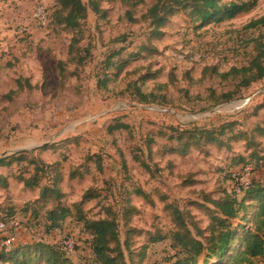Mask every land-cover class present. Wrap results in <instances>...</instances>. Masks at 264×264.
I'll list each match as a JSON object with an SVG mask.
<instances>
[{"label": "rangeland", "instance_id": "rangeland-1", "mask_svg": "<svg viewBox=\"0 0 264 264\" xmlns=\"http://www.w3.org/2000/svg\"><path fill=\"white\" fill-rule=\"evenodd\" d=\"M81 1L87 14L74 31L54 22L55 0H0V158L57 145L0 168L7 180L0 185V219L13 222L0 250L44 243L64 251L70 241L66 257L92 264L89 237L73 209L90 195L81 205L84 217L103 219L111 211L126 264H138L142 247V264H168L175 229L168 205L192 215L194 234L193 225L206 229L209 222L196 203L219 199L245 182L264 183V131L258 130L264 129V80L238 92L236 77H220L252 58L258 31L246 26L264 16V0H222L248 7L230 20L205 25L190 9L173 10L157 29L143 17L151 0L134 12V22L119 1L101 3L104 16L92 12L90 0ZM39 7L50 15L46 31L31 20ZM20 24L29 25L28 35H17ZM170 52L193 54L200 62L177 61ZM17 81L23 91L5 98ZM231 92L232 101L219 103ZM137 93L149 95L148 103ZM116 122L127 128L109 130ZM213 130L211 138L189 135ZM185 147V154L178 152ZM33 159L53 166L30 190L17 179L33 175ZM247 162L252 170L245 172ZM74 171L76 179H70ZM55 175L61 178L60 205L72 212L61 230L46 228L51 199L41 197ZM126 239L131 257L123 247ZM153 239L163 242L151 244Z\"/></svg>", "mask_w": 264, "mask_h": 264}, {"label": "trees", "instance_id": "trees-1", "mask_svg": "<svg viewBox=\"0 0 264 264\" xmlns=\"http://www.w3.org/2000/svg\"><path fill=\"white\" fill-rule=\"evenodd\" d=\"M116 1L125 4L129 8L125 16L129 21L134 22L136 21L134 12L148 0H90L89 7L96 15H100L102 12L104 16L105 11H102L100 4ZM151 2L154 3L147 9L143 17L148 18L151 26H154L155 29L164 24L167 14L173 10L190 9L194 20L205 25L210 22L220 23L230 20L246 11L248 7L246 3L233 1L223 3L222 0H151ZM86 14V6L81 0H55L53 20L57 25L74 31L78 30L85 20ZM48 21L50 25L49 13ZM246 29L258 31V36L252 41L254 43L252 58L247 65L240 68L233 67L228 72L220 74L223 79L236 77L238 92L242 88L249 89L252 84L264 80V16L250 22ZM83 61V58L78 59V64ZM58 64L62 68V63ZM112 65L113 63H108L107 68ZM16 86V89L11 90L10 95H6L5 98L11 99L13 95L23 91L24 85L20 81L16 82ZM26 88L31 89L29 85ZM137 94L140 96V102L148 103L149 95ZM221 98L219 103L230 102L234 99V93L222 94ZM261 108H264V105ZM120 128H127V126L116 122V125L109 127V130ZM258 130L264 131V129ZM194 132H189L191 139L198 137V135L203 138H211L215 131H199L196 134ZM179 136L177 141L183 139V134ZM54 146L57 147V145L44 146L39 151L53 149ZM39 151L31 150L30 152L38 153ZM186 151L187 147L184 151L180 149L178 152L185 154ZM30 152L21 151L11 154L9 157L0 158V168L4 169L16 163L26 162L27 159L23 156ZM171 153L175 152L171 150ZM261 160L259 161L261 163L260 167H263L264 161ZM28 162L34 168L33 175L29 178L21 177L17 180L25 188L32 190L39 187L40 175L44 174L45 169L47 168L50 171L53 165H45L42 160L36 159ZM251 163L243 164L242 168L248 167L251 169ZM75 173L78 172L74 171L70 174L71 176L69 175L70 179H76ZM82 175L79 174V177H82ZM55 176L57 177L52 180V185L41 188V197L45 202L51 199L52 209L46 212V228L61 230L62 223L67 216H72V212L69 208L60 205V199L63 197L59 187L61 178L58 175ZM6 184V177L0 175V185L5 186ZM140 195L144 198L148 197L142 192ZM91 199H93L92 196L84 195L81 202L73 205V209L75 210L76 221L81 224L83 232L87 233L89 237L88 243L92 254V264H126L118 233V222L111 211H108L107 217L103 219L90 220L84 217L81 205ZM202 204L196 203V206L205 209L209 220L208 227L198 229L193 225L194 234L189 230V225H192L190 222H193L191 221L192 215L180 211L172 205L167 206L172 212L175 227L168 241L169 248L172 251V255L168 257V264H264V183L251 181L248 188L241 190L240 194H236L234 191L226 192L219 199H209L207 196ZM206 204H209L212 208L206 207ZM128 210L137 213L130 205ZM248 211L251 214L247 217ZM158 240L153 239L151 244L162 241ZM163 240H165L164 237ZM123 247L131 257L133 252L128 239L123 243ZM144 250L145 247H142L137 252L138 264H142L145 256ZM35 260H39L38 263L40 264H75L66 257L62 248L44 243L18 246L13 250H0V264H36L33 263ZM130 264H132L131 261Z\"/></svg>", "mask_w": 264, "mask_h": 264}, {"label": "built area", "instance_id": "built-area-1", "mask_svg": "<svg viewBox=\"0 0 264 264\" xmlns=\"http://www.w3.org/2000/svg\"><path fill=\"white\" fill-rule=\"evenodd\" d=\"M32 22H34L36 24V26L42 30V31H46L48 29L49 26V21H48V13H47V9L45 7H39L38 9H36V11L32 14L31 17ZM30 33V27L27 24H20L17 27V35L19 37H24L26 35H28ZM172 59H175L177 61H183L185 59H188V61L190 62H194V63H199L200 59L198 56L195 55H182L179 53H175V52H170L169 55ZM243 170L245 172L251 171V169L249 170L248 167L243 168ZM250 183L245 182L242 183V185H239L236 189H234V192L236 194H240L241 190H245L248 188ZM13 225V222H10L9 225L7 224L6 220L0 219V239L2 234L7 231L8 229H10ZM3 247V244L0 242V248ZM64 251L66 254H70L72 252V246L70 244V241H68L67 243H65V247H63Z\"/></svg>", "mask_w": 264, "mask_h": 264}, {"label": "crops", "instance_id": "crops-1", "mask_svg": "<svg viewBox=\"0 0 264 264\" xmlns=\"http://www.w3.org/2000/svg\"><path fill=\"white\" fill-rule=\"evenodd\" d=\"M14 90V89H13ZM34 149V148H33ZM32 150V149H31ZM26 151V150H25ZM28 151H30V150H28ZM21 152V151H20ZM16 153H18V152H16ZM13 154H15V153H13Z\"/></svg>", "mask_w": 264, "mask_h": 264}]
</instances>
